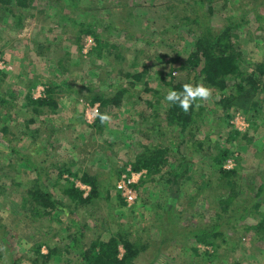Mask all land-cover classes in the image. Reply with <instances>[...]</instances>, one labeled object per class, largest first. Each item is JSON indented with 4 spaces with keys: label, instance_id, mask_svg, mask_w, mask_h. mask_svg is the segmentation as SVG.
<instances>
[{
    "label": "rangeland",
    "instance_id": "rangeland-1",
    "mask_svg": "<svg viewBox=\"0 0 264 264\" xmlns=\"http://www.w3.org/2000/svg\"><path fill=\"white\" fill-rule=\"evenodd\" d=\"M27 2L28 6L20 10L25 13L21 27L11 16L0 23V62L4 64L0 97L7 100L0 108V264H10L12 259L19 264H34L38 242L68 244L80 228L87 243L108 241L120 228L149 242L150 250L140 255L136 264H174L175 257L177 264H264V241L255 234L238 235L236 239L241 242L237 241V246L216 251L188 237L179 236L177 245L168 235L171 230L179 232L177 227L191 224L188 210L192 213L193 198L201 197L204 202L210 196V204L219 201L220 192L216 190L221 181H214L213 174L217 173V157L221 154L229 155L224 169L240 167V181H262L264 76L261 88L250 94L251 98L238 95L228 105L222 98L231 96L239 80L230 77L231 87L225 92L211 89L212 97L202 102L206 112L198 125L202 153L196 155L187 145L183 148L194 168L188 181L174 185L170 181L173 176L167 174L169 168L152 176L146 170L134 172L131 168L143 146L163 143L172 147L180 142V129L169 127L163 112L157 123L169 130L168 134L156 138L148 130L153 123L147 126L152 113L146 110V101L168 107L165 96L173 90L167 83L172 77L189 76L193 85L196 83L198 72L191 70L188 58L195 50L197 34L180 27L181 18L187 15L195 19L198 15L203 20L202 16L210 13V5L213 30L219 32L233 22L236 27L238 24L232 37L251 72L264 61V20H257L258 13L264 17V0H212L204 4L200 0ZM63 15L69 18L64 25L59 23ZM84 20L95 23L93 28L104 44L102 53L96 50L94 36L78 38V32L84 29L79 24ZM142 72L140 80L126 77L127 73ZM91 85L98 91H89ZM117 87L127 89L126 97L104 110L111 117L109 122L95 127L98 117L89 121L87 116L91 105L99 104L100 112L103 110L101 102L92 103L95 93L114 100L120 90ZM51 90L58 104L56 111L48 106L43 110H49L48 114L35 115L28 107L27 96L46 98ZM252 104H257V112L250 109ZM169 161L175 160L171 157ZM33 164L38 173L29 169ZM129 169L136 174L137 183L145 180V185L136 190L138 199L133 204L124 203L117 189L121 177L130 174ZM40 173L41 186L63 202L64 208L53 216L34 220L24 197ZM84 176L97 180L102 192L98 199L77 210L64 190L75 184L87 198L91 186L80 180ZM208 182L213 184L209 187ZM23 206H28L27 211ZM208 206L193 211L194 217L202 214L194 220L196 223L211 219L219 208ZM172 209L175 217L169 225L166 211ZM259 212L264 213V206L244 218V223L259 224ZM77 219L79 226L73 223ZM82 222L88 226L84 228ZM229 234L233 235L232 230ZM162 238L167 244L157 253ZM74 250L66 257L76 262L66 260L61 264H79L80 257ZM41 251L47 254L49 248L43 245ZM120 251L122 255V247Z\"/></svg>",
    "mask_w": 264,
    "mask_h": 264
},
{
    "label": "trees",
    "instance_id": "trees-1",
    "mask_svg": "<svg viewBox=\"0 0 264 264\" xmlns=\"http://www.w3.org/2000/svg\"><path fill=\"white\" fill-rule=\"evenodd\" d=\"M212 0H200L202 4ZM198 4V5H202ZM28 6L27 0H0V23L6 17H12L16 20L17 25L22 26L23 20L25 18V13L20 11L22 8ZM209 14H206L203 17V20L196 16L195 19L190 18L185 15L181 18L180 27L186 28L190 34L195 35V50L190 54L188 62L190 68L193 72H198L196 74L195 81L193 85V80L189 76H180L178 78H171V81L167 82L168 85L175 91H182L183 85L185 83H190L193 86L200 83V81L208 86L211 89L220 90L225 92L229 90L231 84H229L228 79L234 77L236 81L234 86L235 90L231 96L222 98L223 103L228 105L234 99L240 95L246 99L251 98L253 93H257L259 88H261L262 78L264 76V61L255 65L253 71H249V67L246 62L247 59L243 56L240 48L234 42L232 37V32L235 28V22L230 25H227L222 31H215L209 22V19H212V7L209 5ZM64 9V7H62ZM63 15L59 18V23L65 24L64 21L68 20ZM242 24L245 23L244 18ZM257 20H264L262 14H257ZM77 23V20H73ZM237 23V22H236ZM74 24V23H73ZM84 29L78 32V38L80 39L81 35H92L97 41L96 50L99 53H102V48L104 46L102 40L98 36V32L94 30V22H86L84 20L81 24ZM178 25V26H179ZM81 48V47H80ZM200 71H196V70ZM146 71V70H145ZM143 73L131 75L126 74V77L133 78L134 80H140L143 77ZM93 87V88H92ZM119 88V87H117ZM92 89L97 92L93 85L88 88L92 92ZM119 94L115 97L114 100L107 98L106 96L95 93V97L92 100V103L95 104L97 101L102 103L103 110L100 112L96 122L95 127H102L104 123L101 122L100 116L105 115L104 110L106 108L112 107L113 104H120L123 101V97H126L128 92L126 88H119ZM251 94V95H250ZM49 97L41 99H33L32 97L26 98L28 102V107L35 115L44 114L43 110L50 106L51 111L54 112L57 109V100L54 98L52 90L49 91ZM237 96V97H236ZM6 98L0 97V108L3 104L6 103ZM115 101V102H114ZM199 107L194 103L190 110L185 113L177 104H170L167 102L168 107L161 108L159 103H154L151 101H146V110H150L152 117L147 122V126L152 122L151 128L148 130L155 134L156 138L164 137L168 134L169 130L164 129L161 125L157 123V120L161 117L162 112L166 116L167 124L173 129H180L179 134L180 142L172 147L159 143L152 146H143L140 150V153L137 155L136 160L131 164V168L134 172H141L146 170L149 176L157 175L163 171L164 168H169L170 171L167 172L168 175L173 176L170 181H173L174 185H180L188 181L193 173L192 163L189 159V156L185 155L183 148L185 145L191 148L196 155L202 153L203 142L198 140V131L199 123L204 117L206 112V106L202 102L198 101ZM115 105V104H114ZM257 104H252L250 109L256 111ZM154 120V121H153ZM254 121V118H253ZM31 123L34 120L30 121ZM197 127V128H196ZM6 130V128H5ZM188 137V138H187ZM176 148V149H174ZM191 151V152H192ZM173 158L175 161H169L170 158ZM229 155L221 154V158L217 157L216 171L217 173L213 174L214 181L221 183L217 186V189H213L220 192V199L217 203H211L210 196L205 198L204 202L202 198L198 197L193 198L190 204V210L188 214L192 218V222L189 226L177 227L179 230L174 232V230L169 231L170 240L174 244L179 245L181 240L180 237H188L194 242L205 245L206 247L212 248L214 251L219 250L224 247L237 246L238 242L241 240L236 239L238 235H247L255 234L256 238L260 241H264V213L259 212L261 216L260 223L255 225H247L244 223V218L248 215H252L258 209L264 206V177L259 184L253 182L240 181L238 179L239 166L238 169L227 170L223 166L225 161H227ZM29 169L32 171L39 172L35 164L31 165ZM214 172V171H213ZM215 174H217L215 176ZM38 179L35 180L34 185L28 189L25 193L24 199L26 200V205L29 206V214L34 215V220L42 218V215H52L58 209L64 208L63 202L57 199L52 193L45 190L42 186V176L41 173L37 174ZM17 176L14 177V180ZM217 178V179H216ZM241 178V177H240ZM82 182L91 186L90 195L85 198L80 189L75 187V184H72L71 187L64 190L65 195L72 202V207L78 208L83 205L89 204L101 196L102 188L97 180L84 176L80 179ZM218 180V181H217ZM168 181V182H170ZM145 180H141L139 183L134 185L137 190L139 187L145 185ZM243 182L245 184H243ZM219 183V182H218ZM213 183L208 182L210 187ZM245 188H247L248 193H246ZM106 199H109L110 192L107 190ZM177 192H180L177 189ZM245 194V195H244ZM177 197H175L176 199ZM204 198V197H203ZM178 199V198H177ZM124 202V198H122ZM125 203V202H124ZM201 204V205H200ZM209 205V206H208ZM216 205L217 212L212 216L211 219H208L206 222L202 221L196 223L194 220L201 217L202 214H199L197 217H194L195 214L193 211H199V208L205 206L214 207ZM28 206H23L22 209L25 211ZM205 209V208H204ZM27 211V210H26ZM182 210L180 209L181 213ZM168 217V224L170 225L171 220H174L173 216L174 211H166ZM193 215V216H192ZM28 217V216H27ZM76 226L80 225L78 219L73 221ZM83 227H87V223H83ZM162 224V223H161ZM80 228V227H79ZM169 229H166L168 232ZM232 230L233 235H230L229 232ZM74 237L71 240H68L67 243L54 244L52 245L49 240L38 242L35 247L36 258L33 260L34 264H49L54 261L57 263H62L64 261H75L74 258H67L69 254L76 251L79 255V264H136L137 259L143 253H146L150 250L151 245L149 242L143 241L141 238L133 237L132 233L119 229L108 241L93 240L89 243L86 241V237L83 230L76 231ZM62 241V240H61ZM150 241V238H149ZM167 241L165 238H162L159 242V246L156 248L157 253L161 251L162 246L166 245ZM46 245L49 248L47 254H43L41 249L42 246ZM120 247L124 250V253L121 255ZM230 249V248H229ZM68 254V255H67ZM158 255V254H157ZM1 256V254H0ZM177 257L174 258V264H177ZM181 262H178V264ZM10 264H19L18 260L12 259ZM73 264V262H72ZM189 264V263H188Z\"/></svg>",
    "mask_w": 264,
    "mask_h": 264
},
{
    "label": "clouds",
    "instance_id": "clouds-1",
    "mask_svg": "<svg viewBox=\"0 0 264 264\" xmlns=\"http://www.w3.org/2000/svg\"><path fill=\"white\" fill-rule=\"evenodd\" d=\"M212 97V90L208 86L204 85L202 82L193 86L190 83H185L183 85L182 91L169 90L165 96V99L170 104H177L185 113H187L190 108L195 103L199 107L198 101H207ZM111 119L107 114L101 115L100 120L102 123H107Z\"/></svg>",
    "mask_w": 264,
    "mask_h": 264
},
{
    "label": "built area",
    "instance_id": "built-area-1",
    "mask_svg": "<svg viewBox=\"0 0 264 264\" xmlns=\"http://www.w3.org/2000/svg\"><path fill=\"white\" fill-rule=\"evenodd\" d=\"M4 69L3 62H0V72ZM88 120L91 121L92 119H96L100 114V105L95 104L88 107ZM92 120V121H94ZM129 173L124 174L119 182L117 183V189L121 192L125 201L129 204H133L138 199V192L136 191L134 185L137 183L136 174L129 169Z\"/></svg>",
    "mask_w": 264,
    "mask_h": 264
}]
</instances>
